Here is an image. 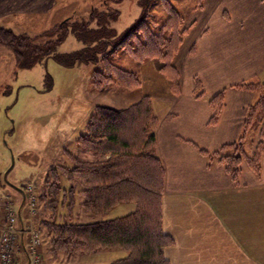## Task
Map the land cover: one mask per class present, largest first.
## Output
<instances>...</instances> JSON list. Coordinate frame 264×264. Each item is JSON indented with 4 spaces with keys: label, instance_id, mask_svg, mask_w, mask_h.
Returning <instances> with one entry per match:
<instances>
[{
    "label": "crops",
    "instance_id": "obj_1",
    "mask_svg": "<svg viewBox=\"0 0 264 264\" xmlns=\"http://www.w3.org/2000/svg\"><path fill=\"white\" fill-rule=\"evenodd\" d=\"M187 21L172 62L178 88L172 91L167 82L162 96L146 95L159 119L155 154L164 169L162 224L173 240L165 258L169 264H264V153L259 171L242 161L236 182L219 155L241 139L249 107L258 98L236 86L264 83V0H207ZM140 66H151L163 76L159 61ZM144 70L134 72L142 88L148 85L141 76ZM163 78L161 83H166ZM218 95L223 96L222 106L213 121L212 100ZM263 125L264 116L253 126L252 139L251 128L247 130L243 146L249 156L264 145ZM26 241L27 236L20 235V264H29ZM110 255L112 261L121 259V252Z\"/></svg>",
    "mask_w": 264,
    "mask_h": 264
},
{
    "label": "trees",
    "instance_id": "obj_2",
    "mask_svg": "<svg viewBox=\"0 0 264 264\" xmlns=\"http://www.w3.org/2000/svg\"><path fill=\"white\" fill-rule=\"evenodd\" d=\"M114 1L121 4L125 0ZM136 1L142 9L141 16L123 33H118L113 27L120 10L109 9L101 12L92 7L87 11V18H77L78 21L74 22L63 20L51 29L37 34L27 30L19 33L0 22V47L10 52L16 69H32L52 56L63 63V56L54 50L71 35L84 45L82 49L73 52V61L92 64L93 88L103 91L111 85L127 90L141 85L136 73L114 64L110 59L111 55L118 54L119 50L128 46L130 55L138 63L152 60L162 63V74L174 91L178 88V76L172 62L182 45L187 31L184 26L190 15H182L172 0ZM203 1L194 0L193 11L201 9ZM161 2L164 10L153 11ZM160 13L165 17L158 19L156 14ZM236 88L255 92L258 98L249 107L241 139L237 144L226 146L219 154L222 155L220 161L225 164L235 182L238 180L242 161L245 160L254 171H259L260 159L264 153L262 144L257 146L252 156L245 152L243 146L247 130L260 123L252 124V118L256 121L259 116H264V84L243 83ZM222 99L223 96L218 95L212 100L213 121L220 112ZM154 115L149 96H143L140 101L126 109L118 110L106 106L95 108L88 121L86 138L81 139V143L102 159L96 162L74 159L71 168L61 167L63 175L69 181L79 180L85 187L80 190V194L84 197L82 206L88 213L105 217L121 204H132L134 210L121 217L97 222L75 224L67 220L52 223L41 221L47 230L53 253H64L68 256L90 255L102 249L124 250L127 257L112 264H169L164 251L173 245V240L163 231L164 169L155 154V130L158 122ZM261 136L264 138V125ZM107 154L112 155L109 161L103 160ZM61 180L62 177L55 173V182L49 185V191L43 199L46 212H57L58 198L63 191ZM10 184L13 187L7 185L20 192L18 189L21 188ZM70 190L74 194L75 189ZM25 196L26 204V193ZM25 204L21 209L24 229L22 212ZM36 211L37 205L35 212L31 214L38 221ZM17 214V227H21L19 211ZM3 223L2 226L6 222ZM27 255L31 264L28 248Z\"/></svg>",
    "mask_w": 264,
    "mask_h": 264
},
{
    "label": "rangeland",
    "instance_id": "obj_3",
    "mask_svg": "<svg viewBox=\"0 0 264 264\" xmlns=\"http://www.w3.org/2000/svg\"><path fill=\"white\" fill-rule=\"evenodd\" d=\"M7 1L0 4V10L4 7L0 13V22L3 26L19 33L27 30L32 34L49 30L63 20L74 22L87 18L89 13L87 11L92 7L101 12L109 9L120 10L119 18L113 27L118 33H123L137 22L142 11L136 0H125L121 4L114 0ZM172 2L182 15L192 17L195 12H200L206 6L207 0L203 1L201 9L194 11V0H172ZM6 4L9 5L7 9H5ZM152 10L163 11L164 5L161 2ZM156 17L161 19L165 15L160 13L156 14ZM186 23L184 29H187ZM83 46L70 35L57 50H54L63 56V63L52 56L32 69L20 70L16 69L10 52L0 47V191L3 193L1 196L4 205L3 221H7V215L15 216L22 203V194L7 185L13 183L27 195V203L23 209L27 219L26 224L24 223V234L27 236L28 251L33 257L31 264H67V262L112 264L120 260L112 261L114 255L110 254L113 252H121V259L127 257L124 250L108 249L90 255L55 254L51 251L47 230L41 223L64 222V220L75 224L97 222L121 217L134 210L132 204H121L105 217L88 213L82 206L84 197L80 194V190L85 187L79 180L69 181L65 178L61 167L71 168L74 159L90 162L102 159L81 143V139L86 138L88 121L96 107L126 109L140 101L144 95L162 96L168 89L167 79L165 78L166 83H161L164 78L155 73L153 67L141 68L140 64L143 63L133 59L126 46L127 48L119 50L118 54H110V59L114 64L128 71L140 72L141 69H145L141 72V76L148 83L147 87L142 88L141 83L139 87L127 90L121 86L111 85L106 90L96 91L91 80L94 66L73 61V52L82 49ZM111 51L112 49L109 50ZM153 102L155 103L154 99ZM261 116L256 121L252 118V124L261 122V119L259 120ZM254 130V127L250 130L251 139ZM111 159V154L103 158L105 161ZM55 173L62 177L60 186L63 191L58 198L57 212H53L52 215L51 210L46 212L44 209L43 199L49 191V185L55 182L53 181ZM70 189H75L74 194L70 193ZM31 203L37 205L38 221L30 212ZM35 231H39L37 248L31 245L32 233ZM20 235L22 230L18 225V231L13 238L16 253L12 264H20L18 262L21 252L18 243ZM103 252H106L105 258L101 256ZM97 254L100 256H96ZM83 256L87 258L82 259ZM20 257L23 260L24 255ZM67 257H69L68 261L65 260ZM90 257L93 259L91 260ZM0 264H3L1 257Z\"/></svg>",
    "mask_w": 264,
    "mask_h": 264
},
{
    "label": "built area",
    "instance_id": "obj_4",
    "mask_svg": "<svg viewBox=\"0 0 264 264\" xmlns=\"http://www.w3.org/2000/svg\"><path fill=\"white\" fill-rule=\"evenodd\" d=\"M8 206V205H7ZM35 203L30 204L31 213L35 212ZM8 212V211H7ZM7 221L4 226L0 228V257L3 264H12L14 261V255L16 253L15 244L13 238L15 237L18 227H17V214L7 215ZM24 232V231H22ZM39 231L32 233L33 239L31 245L33 248H37L39 245ZM31 262H33V257L31 256Z\"/></svg>",
    "mask_w": 264,
    "mask_h": 264
},
{
    "label": "water",
    "instance_id": "obj_5",
    "mask_svg": "<svg viewBox=\"0 0 264 264\" xmlns=\"http://www.w3.org/2000/svg\"><path fill=\"white\" fill-rule=\"evenodd\" d=\"M9 185H11L10 183H8ZM12 187H13V185H11ZM21 193H22V196H23V200H22V204H21V206H20V209H19V220H20V222H21V227H22V231H24L25 229H24V227H23V223H22V221H21V209L23 208V206H24V204H25V201H26V196H25V193H24V191L22 190V189H18ZM29 264H30V262H29Z\"/></svg>",
    "mask_w": 264,
    "mask_h": 264
},
{
    "label": "bare ground",
    "instance_id": "obj_6",
    "mask_svg": "<svg viewBox=\"0 0 264 264\" xmlns=\"http://www.w3.org/2000/svg\"><path fill=\"white\" fill-rule=\"evenodd\" d=\"M27 203V202H26Z\"/></svg>",
    "mask_w": 264,
    "mask_h": 264
}]
</instances>
